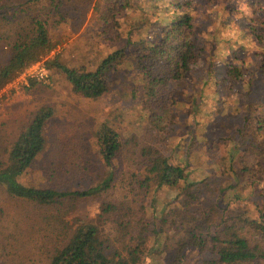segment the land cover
Wrapping results in <instances>:
<instances>
[{"label":"trees","instance_id":"1","mask_svg":"<svg viewBox=\"0 0 264 264\" xmlns=\"http://www.w3.org/2000/svg\"><path fill=\"white\" fill-rule=\"evenodd\" d=\"M136 1L0 0V91L57 47L53 22L77 25L92 9L107 53L90 66H69L58 55L46 63L89 100L110 91L113 73L134 66L148 135H134L126 150L117 123L104 119L94 132L101 171L86 175V184L70 190L25 185L20 177L45 150L54 115L52 107H41L0 160V187L46 211L45 264H264V54L261 83L246 82L240 65L223 77L211 67L184 112L178 95L187 96L181 86L200 52L193 1L149 0L151 15L158 10L160 16L143 23L123 15ZM227 82L240 83L237 93L246 102L241 106L236 97L234 111L224 112ZM195 172L202 173L195 179ZM161 189L173 199L157 201ZM86 201L97 203L98 213L83 211Z\"/></svg>","mask_w":264,"mask_h":264},{"label":"rangeland","instance_id":"2","mask_svg":"<svg viewBox=\"0 0 264 264\" xmlns=\"http://www.w3.org/2000/svg\"><path fill=\"white\" fill-rule=\"evenodd\" d=\"M192 1L193 32L200 52L192 76L187 77L181 86L187 96L178 95L184 112L191 110L185 102L200 93V84L209 76L211 67L216 69V75L223 77L230 66L240 65L246 82L251 79L254 83L263 81L260 67L264 54V0ZM134 6L130 13L123 11L130 21L142 19L143 23L144 18L156 20L160 16L158 10L154 16L151 15L155 9H150L153 5L149 0H137ZM94 18L95 14L90 9L87 19L77 25H56L53 22L50 36L58 45L45 59L35 63L46 68L48 77L42 80L20 73L0 91V160H5L8 148L41 107L54 109V115L44 131L46 148L20 177L25 185H57L60 190H70L86 184L89 180L86 175L101 171L94 132L104 119L117 123L126 142V150L131 146L127 142H133L134 135L140 140L147 139L144 95L137 85L141 82L137 80L134 66H125L113 73L110 91L98 100H89L74 93L67 77L53 73L46 63L58 55L60 61L69 66L96 64L99 56L106 54L110 48L100 41ZM214 34L217 37L213 41ZM31 80L35 82L34 86ZM230 83L227 82L230 87L225 89L226 98L221 99V105H226L224 112L229 108L234 111L230 104L238 98L241 106L246 102V94L237 93L240 83L235 86L231 83L232 87ZM253 89L256 90L255 87ZM210 93L211 89L207 87L205 96ZM208 101L212 103L211 99ZM203 103H207V99ZM201 109L202 112L209 110L206 106ZM187 117L188 113L183 116L184 119ZM177 138L180 141L181 137ZM201 173L195 172L193 177L196 179ZM156 199L163 203L172 200L173 195L161 189ZM80 208L90 215L98 213V204L92 201L82 203ZM45 212L32 203L11 197L0 187V264L46 263L51 243L41 230L46 221ZM187 264L193 262L190 260Z\"/></svg>","mask_w":264,"mask_h":264},{"label":"built area","instance_id":"3","mask_svg":"<svg viewBox=\"0 0 264 264\" xmlns=\"http://www.w3.org/2000/svg\"><path fill=\"white\" fill-rule=\"evenodd\" d=\"M22 73H23V75L34 76V77H37L38 79H42V80H44L46 77H48L46 68L44 66L40 65V63H38L37 65H35V64L31 65Z\"/></svg>","mask_w":264,"mask_h":264}]
</instances>
